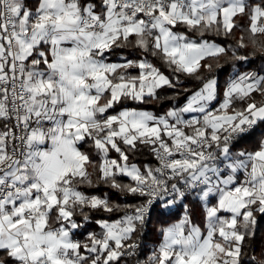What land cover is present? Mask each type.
<instances>
[{
    "label": "snow or ice",
    "instance_id": "6c2138e0",
    "mask_svg": "<svg viewBox=\"0 0 264 264\" xmlns=\"http://www.w3.org/2000/svg\"><path fill=\"white\" fill-rule=\"evenodd\" d=\"M260 37L264 0H0V264H264V74L215 75Z\"/></svg>",
    "mask_w": 264,
    "mask_h": 264
},
{
    "label": "trees",
    "instance_id": "16d2710c",
    "mask_svg": "<svg viewBox=\"0 0 264 264\" xmlns=\"http://www.w3.org/2000/svg\"><path fill=\"white\" fill-rule=\"evenodd\" d=\"M239 32L236 33L234 37H229L224 39L223 37L217 38L218 40L222 41L226 47H234L236 41L239 39ZM260 40H264V37H260ZM128 53L125 52V55ZM238 55H245L249 57L248 61H237L233 59L231 51L228 54L221 57L219 63L222 65L221 69L215 70V75L218 77L219 84L221 88H223L226 82L231 78L233 73L244 72V71H252V72H260L264 74V54L257 51L255 47L249 42L246 48L238 49ZM115 59V57H113ZM214 65L216 61H211ZM191 87L192 85L189 83L188 85ZM171 94V92H169ZM259 100L260 97H257ZM183 102V101H181ZM126 106L128 107H135L136 105L132 104L131 102H127ZM170 104L167 102H163V104L159 103H149L146 105H140L145 109L153 111L154 113L160 114L162 113ZM264 135V125H260L256 128L255 132L252 133L251 136L246 137L237 145L234 151H238L244 148L251 149L255 146L256 142ZM113 155H115L113 153ZM146 157H138L137 160L143 162ZM125 182H127L125 180ZM98 195H103L105 192L109 194L113 201L120 199L121 202L123 201V197L120 194L115 193L112 189H109L103 185H100L98 189L93 190ZM194 199V197L192 198ZM131 201V198H129ZM187 203V201L185 202ZM191 208L195 211V219L199 222L202 220L201 210L198 204L190 205ZM182 207H175L166 209L162 204L156 206L151 213V220L145 229V233L143 235V242L147 245L150 249L153 247V244L158 241L159 237L157 234V230L162 225H167L168 223L173 222L179 218L182 214ZM99 214H94V217H98ZM257 226H256V235L254 239V247L256 252L258 253L260 249L264 248V215H257ZM95 230L94 221L88 225L87 228L81 231V234L78 235L76 238L83 239L84 233L87 231Z\"/></svg>",
    "mask_w": 264,
    "mask_h": 264
},
{
    "label": "crops",
    "instance_id": "0c3cea01",
    "mask_svg": "<svg viewBox=\"0 0 264 264\" xmlns=\"http://www.w3.org/2000/svg\"><path fill=\"white\" fill-rule=\"evenodd\" d=\"M148 110V109H147ZM162 204V203H161ZM163 205V204H162ZM166 209H170V208H175L176 206H172V207H167L165 205H163Z\"/></svg>",
    "mask_w": 264,
    "mask_h": 264
}]
</instances>
